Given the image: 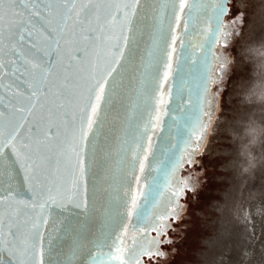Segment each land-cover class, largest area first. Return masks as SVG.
<instances>
[{
    "label": "snow or ice",
    "instance_id": "obj_1",
    "mask_svg": "<svg viewBox=\"0 0 264 264\" xmlns=\"http://www.w3.org/2000/svg\"><path fill=\"white\" fill-rule=\"evenodd\" d=\"M223 3L0 0V264L163 255L183 188L155 209L214 109ZM129 223L157 238L125 246Z\"/></svg>",
    "mask_w": 264,
    "mask_h": 264
},
{
    "label": "rangeland",
    "instance_id": "obj_2",
    "mask_svg": "<svg viewBox=\"0 0 264 264\" xmlns=\"http://www.w3.org/2000/svg\"><path fill=\"white\" fill-rule=\"evenodd\" d=\"M230 6L211 146L183 171L189 186L148 264H264V0Z\"/></svg>",
    "mask_w": 264,
    "mask_h": 264
},
{
    "label": "water",
    "instance_id": "obj_3",
    "mask_svg": "<svg viewBox=\"0 0 264 264\" xmlns=\"http://www.w3.org/2000/svg\"><path fill=\"white\" fill-rule=\"evenodd\" d=\"M232 0H224V3L222 5H218V6H221L225 9L222 17H221V31L222 32H229V29H228V24H227V20H226V17L230 11V4H231ZM231 34L229 35V38H228V41L231 40ZM202 40L201 37L199 36H195L194 38V43H198ZM222 43H224L223 39L221 38L220 41L218 42V44L216 45V52L217 54H221V45ZM225 55V54H224ZM225 60L227 62V57L225 55ZM216 68L219 69V64L216 65ZM214 87H215V79L213 80L212 82V85H211V92L214 94ZM215 96V99L213 101V105H214V109L210 112V114L207 116L206 119H204L203 121V125L205 126L204 127V134H203V138L198 142V145L197 147L195 148V151L192 153L191 157L189 156H184L183 159H182V164L180 167H178L174 173L172 174V176L170 177V187L172 189L171 192H165L159 205L157 206V208L155 209V211L159 214V215H163L164 213H168V212H171V209L175 206V203H176V197L174 196V192L176 190H178L179 188H183V194L178 198L179 200V205L181 204L182 202V198L185 196V193H186V189L188 188L189 184L187 183V187L184 186V182L186 181L185 180V176L183 175V171L186 169L187 165L193 163L194 161H196V156L197 155H200V149L206 139V136H207V132H208V128H209V124H210V120H211V117L212 115L214 114L215 110H216V107H217V97L216 95L214 94ZM207 110V109H206ZM167 119V117H165V120ZM153 142H154V145L158 143V135L157 136H153ZM189 159H191V163H189ZM199 160V159H198ZM154 174V173H153ZM152 180V175H149L147 170H146V173H145V177H142V183H148ZM187 182V181H186ZM179 209V208H178ZM177 214V212L175 213H172V218L175 217ZM170 220L171 218H169L167 220V226L169 225L170 223ZM135 221V218H133V223ZM127 228H128V233H127V236L124 237V241H125V246H128L131 244L132 242V237H137L138 239H142L143 242L147 243L150 239H156L157 238V233L155 231H151V230H147L143 233V236L141 235V233L133 227V224L132 223H129L126 225ZM163 234H161L158 239H159V245L157 246L156 244H153L151 245V247L153 249H156L157 247L159 248V250L161 251V236ZM144 257H148V256H144ZM144 257H142V261H143V264H146L145 261H144Z\"/></svg>",
    "mask_w": 264,
    "mask_h": 264
},
{
    "label": "bare ground",
    "instance_id": "obj_4",
    "mask_svg": "<svg viewBox=\"0 0 264 264\" xmlns=\"http://www.w3.org/2000/svg\"><path fill=\"white\" fill-rule=\"evenodd\" d=\"M233 56V55H232ZM234 58V57H233ZM220 67V65H219ZM218 75V73H217ZM217 79V78H216ZM215 79V81H216ZM218 103V102H217ZM220 108H221V102L218 103V106L216 107V110L214 112V114L212 115L211 117V120H210V124H209V128H208V132H207V136H206V139L200 149V153L202 154L206 149H209V147L211 146V137L215 131V126H216V122L218 120L217 116L218 114L220 113ZM216 115V116H215ZM214 136V135H213ZM256 212V209L254 207L251 208V214L254 215V213ZM253 218H256V216L254 215ZM260 242H258L259 244ZM252 245V244H251Z\"/></svg>",
    "mask_w": 264,
    "mask_h": 264
},
{
    "label": "flooded vegetation",
    "instance_id": "obj_5",
    "mask_svg": "<svg viewBox=\"0 0 264 264\" xmlns=\"http://www.w3.org/2000/svg\"><path fill=\"white\" fill-rule=\"evenodd\" d=\"M154 255H155V254H154ZM154 255H153L151 258H154ZM151 258H150V259H151ZM148 260H149V257H144V261H145L146 264H148Z\"/></svg>",
    "mask_w": 264,
    "mask_h": 264
}]
</instances>
